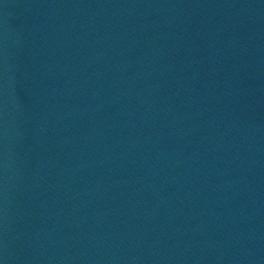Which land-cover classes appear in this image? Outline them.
Segmentation results:
<instances>
[{
    "label": "water",
    "instance_id": "95a60500",
    "mask_svg": "<svg viewBox=\"0 0 264 264\" xmlns=\"http://www.w3.org/2000/svg\"><path fill=\"white\" fill-rule=\"evenodd\" d=\"M196 0H0V264H43Z\"/></svg>",
    "mask_w": 264,
    "mask_h": 264
}]
</instances>
